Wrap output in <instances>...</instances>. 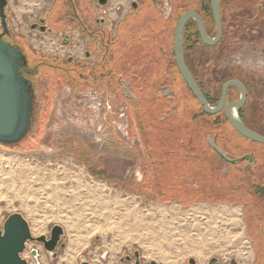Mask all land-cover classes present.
Returning a JSON list of instances; mask_svg holds the SVG:
<instances>
[{
  "label": "rangeland",
  "instance_id": "rangeland-1",
  "mask_svg": "<svg viewBox=\"0 0 264 264\" xmlns=\"http://www.w3.org/2000/svg\"><path fill=\"white\" fill-rule=\"evenodd\" d=\"M26 1L34 4L25 5ZM196 1L187 0L184 5L196 7ZM50 2L45 0V6ZM40 4L42 0H9L7 13L13 27L34 52L45 49L53 57L58 52L67 56L68 49L59 48L56 38L31 30L30 24L43 10ZM173 5L178 7L182 3L176 0ZM157 39L158 34L145 51L151 52V57H142L135 66L126 60L122 63V68L127 69L124 73L127 78L130 70L135 72L134 77L138 76L133 78L134 84L127 86L135 94L145 91L140 94L138 105H134V99L127 93L122 98L120 86L111 78L106 84L98 85L100 92H87L91 88L82 86L84 81L72 79L64 70L50 65L40 66L39 74L36 70L35 85H41L42 95L32 127L18 143L0 142V220L20 212L36 237L50 236L52 226L60 224L65 229V247L59 245L58 257L51 258L42 243L29 241L23 253L28 264H67L69 258L71 264H80L82 257L92 264H118L122 254L133 255L136 249L140 250L143 263L154 260L159 264H186L194 258L203 264L217 258L223 263L235 259L240 264H264L261 255L264 242L257 227V222L261 226L259 218L264 205H259L260 196L251 192L245 198L234 199L231 190L239 182L240 169H233L226 178L218 179V166L211 168L202 161L198 152L206 147L203 144L206 133L198 140L194 134L205 128L199 127L200 123L190 117L192 110L199 107L196 98L187 88L181 89L186 90L187 96L178 93L181 110L175 111L171 122H164L160 116H164L167 111L164 107L169 104L164 105L163 100L154 97L158 83L154 85L151 79L138 83L139 78L152 77L155 71L159 73L156 77L160 81V73L164 79L165 75L173 74L166 72V58ZM246 51L252 54V60L247 58L245 62L251 68L248 70L251 91L245 114L260 129L264 127V65H258L256 61L258 58L264 60V49ZM37 57L32 59L34 69L38 67L37 63L39 65ZM113 62L109 64V70L117 72ZM205 75L203 85L206 89L212 84V71ZM91 86L96 89L94 84ZM212 86L217 88L215 83ZM124 105L125 115L121 117L120 109ZM213 125L207 122L205 127L212 128L225 149L236 156L247 150L264 162L263 146L241 141L233 133V138L224 142L225 130ZM171 130L175 134H171ZM210 137L217 142L215 137ZM239 141L245 143V148H237ZM195 142H201L200 150L194 156L190 153L187 156L186 152ZM169 149L178 150L180 154L170 156ZM165 153L167 163L155 159L158 154L161 157ZM101 202H105L104 212L112 221L108 220V224L102 226L103 230L88 233L89 224L93 222L85 221L86 227L84 220L103 210ZM235 206L241 209V216H228L227 209ZM213 210L217 212L216 216L211 213ZM220 210L224 212L221 214ZM240 217L241 225H234V219ZM74 220L80 229H70ZM76 236H83V241L82 238L77 240ZM70 242L71 249H68ZM34 249L36 256L32 254ZM249 251L247 257L245 252Z\"/></svg>",
  "mask_w": 264,
  "mask_h": 264
},
{
  "label": "flooded vegetation",
  "instance_id": "flooded-vegetation-1",
  "mask_svg": "<svg viewBox=\"0 0 264 264\" xmlns=\"http://www.w3.org/2000/svg\"><path fill=\"white\" fill-rule=\"evenodd\" d=\"M173 1L176 2V0H145L144 4H154L159 12V18L155 21L152 20L149 24V22L145 20V16L142 12L143 5L138 0L133 1L130 13L122 20L118 21L110 18L108 10L110 0H108L106 4H101L100 0H89L91 6H88V12L93 15L92 24L87 25L84 17H78L79 26L69 23L66 25L64 24L62 29L59 30L56 24L59 23L57 10L61 5L60 0H51L45 11L38 15L35 21L30 24V28L33 31L38 30L43 34L53 36L56 38V43L59 45V48H66L69 51L67 56H62L58 52V54L53 57L50 55V52L45 49H38L34 52V49L24 41V38L13 27L11 18L8 16V0L5 8L8 29L7 31L4 30L0 18V35L3 34L2 38L4 40L21 49L26 55V62L24 63V60L22 61L19 70L21 75L28 80L29 87L32 90L33 117L39 106L40 97L42 95L41 85H35L37 79L36 69H34L32 65L34 56H38L37 58H39L38 74L41 73L40 66L42 65L57 67L68 73L72 79L79 78V80L84 81L81 85L91 88L87 90V92L93 90H95V92H100V86L96 85L95 89L91 85L94 83H99V85H103V83L106 84L108 78H111V80H116L122 89H120V96L124 98V95L126 96L127 93L134 99V105H138L139 99L142 97L140 94L145 91L141 90L139 93L135 94L134 90L127 86V84L130 83L134 84L133 78L136 79L138 76L134 77L135 72L130 70L128 71L130 75L127 78L126 75H124L127 69L122 68V63L126 60L130 62V65L135 66L137 60L140 61L142 57L143 59L147 58L149 55L151 57V52L147 53L145 51L150 48V44L158 34L159 40L157 39V41L159 48L163 50V55L166 58V72H172L173 74L169 76L165 75L164 79V76L162 77L160 73V81L156 77L159 73L155 71L152 77L147 75L145 78H139L138 83L149 82L150 80L148 81L147 79H151L150 82H153L154 85L160 83L157 86L154 97L163 100L164 105L167 103L169 104V106L164 107L167 111L160 119L161 121H165L164 119L172 118L175 111L179 112L182 106L178 93H181L182 97H187L185 95L186 90L181 89L187 88L194 96L177 67L174 53L176 26L181 15L187 10H194L199 14L207 35L215 39L214 44H206L202 38L197 21L191 19L187 22L183 32L182 46L185 61L192 75L212 106L219 103L224 84L232 80L240 81L246 88L247 98L244 106H242L238 112L239 114L242 112L244 113V107L250 98L249 95L251 91L249 84V77L251 76L248 71L251 68H249L245 62L247 58L251 59L252 54L246 50L264 49V0H219V22L214 15L212 0H197L196 7L184 5L187 0H179L182 5L176 7L173 5ZM129 15L132 16V19L127 18ZM45 38L46 36L44 39ZM41 41L43 42V40ZM76 49H80L81 52L73 53L72 51H76ZM195 49H197L196 53ZM115 57L117 59L113 62ZM111 62H113V67L117 68V72L109 70V64ZM256 62L258 65H264V60L262 58H258ZM210 70L213 76L212 84L215 83L217 88L215 89L211 84L207 85V88L204 90L205 87L202 88L201 85L204 84V80H206L204 79V77L207 76L205 74ZM149 72L151 73V71ZM45 79L48 81L47 77H45ZM240 95L241 91L237 86H229L226 105L228 102L238 100ZM209 97H216L218 99L216 102L212 103ZM196 100L198 101L199 107L196 110L194 108L192 112L194 111L196 116L201 113H206L200 101L197 98ZM226 105L219 112L209 114L218 116L213 127H221L223 129L233 127L226 117ZM124 108L125 105L120 109L121 117L125 115ZM179 117L181 118V115ZM208 143L210 145L209 139ZM210 147L212 148L211 145ZM224 171L226 172L228 169H224ZM230 208H238L240 212L239 215L241 216V209L239 207L235 206ZM239 220L241 225V217ZM61 243L62 242H60L59 245H61ZM245 253L248 257L250 251ZM122 258H124V264H136L137 261L135 250L133 255L122 254L119 257L118 264L121 263ZM141 264L149 263H143L141 259ZM186 264L199 263L197 260L191 263L189 259ZM207 264H239V262L233 259L229 263H223L219 259L217 261L215 258H212Z\"/></svg>",
  "mask_w": 264,
  "mask_h": 264
},
{
  "label": "water",
  "instance_id": "water-1",
  "mask_svg": "<svg viewBox=\"0 0 264 264\" xmlns=\"http://www.w3.org/2000/svg\"><path fill=\"white\" fill-rule=\"evenodd\" d=\"M108 0H100L101 4H106ZM8 0H0V18L4 30L7 31L5 8ZM212 8L216 20L219 22V0H212ZM191 19L197 21L202 38L206 44L212 45L215 39L209 37L204 29L202 19L194 10L185 11L176 26L174 37V53L177 67L187 82L189 89L194 96L200 101L203 109L208 114H214L223 109L226 105L227 90L231 85L237 86L241 95L236 101L228 102L226 105V117L231 125L242 136L258 143L264 144V135L250 129L241 119L239 109L244 106L247 98L245 86L238 80H232L224 84L222 95L219 103L212 106L192 72L190 71L183 54V32L187 22ZM0 35V142L4 144H14L20 142L29 133L33 123V95L29 87V82L24 78L19 70V66L26 55L21 49L7 42ZM209 142L216 153L230 164H239L245 160L249 161V165L253 164L254 157L251 153H246L240 157L228 155L218 143L211 137ZM50 237L47 235L34 236L32 234L30 224L24 215L20 212L10 214L0 221V264H28L27 259L23 257V253L27 248L29 241H36L43 244L47 253L51 258H57V248L59 243L61 247H65V229L60 224H55L51 228ZM34 256L37 251H32ZM136 264H141L140 250H135ZM217 261L218 259L215 258ZM196 260L190 258L193 263ZM80 264H92L86 257L80 258ZM124 264V258L121 263ZM149 264H159L156 261H151Z\"/></svg>",
  "mask_w": 264,
  "mask_h": 264
},
{
  "label": "trees",
  "instance_id": "trees-1",
  "mask_svg": "<svg viewBox=\"0 0 264 264\" xmlns=\"http://www.w3.org/2000/svg\"><path fill=\"white\" fill-rule=\"evenodd\" d=\"M36 70L38 71L39 69V65L38 63L36 64ZM116 68V67H114ZM117 69V68H116ZM114 71V70H113ZM160 83H158L159 85ZM94 85H99V83H94ZM157 85V86H158ZM202 88L204 87L203 84L201 85ZM205 90V88H204ZM156 92V90L154 91ZM206 93V92H205ZM207 94V93H206ZM186 95V94H185ZM153 99V97H152ZM218 98L216 97H212L210 98L209 97V100L210 102H216ZM245 111H247V104L246 106L244 107V113L242 112L240 115L242 121L250 128L252 129L253 131L257 132V133H260L262 135H264V127H261L259 129V127H257V123H254L255 121L253 120H250V118H248L245 114ZM204 115V117L202 116ZM162 116H160L161 118ZM186 117V115H184V118ZM190 117L192 118V120H197L198 124L200 123V125L205 128V129H200V130H197V134H194V136L197 138H195L196 140L200 139V135H203V133H206L205 137H204V142L203 144H206V147H202V150H200V144L201 142H197L198 144L193 143V145L191 146L192 148L190 149L189 152H186L187 153V156L189 155L188 153H190V155L194 156L196 155V151L198 152L200 150V152H198L200 154V156L202 157V161L204 162V164H208L209 166H211V168H214V166H218L216 167V172H218V179H224L226 178L227 175H229L230 173H232L233 169H240V174H239V182L238 184L234 185L233 189L231 190L232 194H233V197L234 199H238V198H241V197H246L250 194H255L256 196L259 197L260 199V202H259V205L263 204L264 205V162H261V159L259 156H257L256 154L252 153L253 156H254V162L253 164L249 165L248 164V160H245L239 164H230L228 162H226L224 159H222L209 145L208 143V139L209 137L212 135L213 137L216 138L218 144L220 145V147L228 153V155H231L233 157H240L246 153H249L247 150H244L242 153H240V155H234L232 154L230 151H228L227 149H225L223 143L219 140V138L216 136V134L214 133V131H212L211 127L208 129H206L205 125L207 124V122H211L212 124L216 123V119L218 118V116H215V115H209V114H206V113H201L199 115H195L194 111L192 112V114L190 115ZM171 118H168V119H164L165 121L164 122H169L171 121L170 120ZM208 120V121H207ZM199 125V126H200ZM225 132L222 136V138L224 139V142L225 140L229 141L231 140L233 137L231 136V133H233L237 138L241 139V141H249V143H252V144H257V145H261L264 147V144L262 143H258V142H254L244 136H242L237 130H235L233 127H230L229 129H226L224 128ZM219 131V130H218ZM221 131V130H220ZM229 132V133H228ZM171 134H175L174 133V130H171ZM235 140V139H234ZM239 141L237 143V148L238 147H241V148H245V143L244 142H241ZM206 142V143H205ZM185 143V140L181 143L182 145ZM197 148V150H196ZM150 152V151H149ZM159 152V151H158ZM177 152V153H176ZM179 151L178 150H175L174 149H169L168 151V155L170 156H174V155H179L180 153H178ZM160 154V153H159ZM158 154V155H159ZM153 155V154H152ZM151 155V156H152ZM155 156V159L160 161V163L164 162V163H167L166 160H164L166 157H168L167 153H165L164 155H161V157L159 156ZM168 159V158H167ZM154 162V161H153ZM163 164V163H162ZM224 169H228V171H224ZM188 171V170H187ZM192 171V170H190ZM238 171V170H237ZM196 172V171H195ZM198 173V172H196ZM194 178H197L196 176L192 175ZM161 185V183H160ZM181 187V186H180ZM241 190H243L242 193H237V192H240ZM204 190H202L203 192ZM164 192V191H163ZM214 192V191H213ZM249 192H251L250 194H248ZM191 194H194V193H191ZM160 196L162 194H159ZM195 195V194H194ZM197 195H200V193H198ZM216 196V194H215ZM239 196V197H237ZM210 199L212 197H209ZM220 199V198H219ZM246 205V203H245ZM263 218V219H262ZM261 219V226H260V223L257 222V227L259 228L260 230V234L262 235L263 237V240H264V212H262V214L260 215V218ZM262 240V242H264ZM257 253L258 250H257Z\"/></svg>",
  "mask_w": 264,
  "mask_h": 264
},
{
  "label": "crops",
  "instance_id": "crops-1",
  "mask_svg": "<svg viewBox=\"0 0 264 264\" xmlns=\"http://www.w3.org/2000/svg\"><path fill=\"white\" fill-rule=\"evenodd\" d=\"M134 0H110L109 5H108V10L110 13V18L116 19L118 20H122L125 16H127L130 13V10L132 8V4H133ZM142 3L143 7H142V12L143 15L145 16V20H147L150 24V22L152 20H156L159 15L158 9L156 8V6L152 3L149 4H144L145 0H138ZM41 2V1H39ZM31 5L34 4L31 2L26 1L25 5ZM50 4V3H49ZM47 4V5H49ZM60 6L58 11V17H59V23L56 24V27L60 30L62 29V27L64 26V24H73V25H77L79 26V22H78V17H84L86 24L87 25H91L92 21H93V15L88 12V6H91V3L89 2V0H72V1H67V0H60ZM38 5V4H37ZM41 5V9H43L41 11L40 14L43 13V11H45L46 7L45 6V0H42V4ZM141 5V6H142ZM38 7V6H37ZM40 7V6H39ZM156 12V13H154ZM39 14V15H40ZM83 18V19H84ZM128 19H132V16H128ZM261 242V240H260ZM260 254L257 253V255ZM263 258H264V252H262ZM260 256V255H258ZM256 258L258 259V257L256 256ZM203 264H207V263H203ZM240 264V263H239ZM263 264V263H261Z\"/></svg>",
  "mask_w": 264,
  "mask_h": 264
},
{
  "label": "bare ground",
  "instance_id": "bare-ground-1",
  "mask_svg": "<svg viewBox=\"0 0 264 264\" xmlns=\"http://www.w3.org/2000/svg\"><path fill=\"white\" fill-rule=\"evenodd\" d=\"M79 176V175H78ZM84 176V175H83ZM78 178V180H79V177H77ZM82 179H84L83 177H82ZM81 181V180H80ZM79 182V181H78ZM85 182V181H84ZM98 185V184H97ZM100 186V185H99ZM102 187V186H101ZM100 187V188H101ZM103 188H105V187H103ZM57 189H60V188H57ZM94 189V188H93ZM67 190V189H66ZM96 190V189H95ZM101 190H103V189H101ZM64 191H65V189H64ZM101 192V191H100ZM96 193V192H95ZM102 194V193H101ZM100 194V195H101ZM105 194V193H104ZM99 195V194H98ZM106 195V194H105ZM107 196H108V194H107ZM101 198V197H100ZM108 199V198H107ZM113 199H114V197H113ZM109 200V199H108ZM111 200H112V198H111ZM110 200V201H111ZM109 202V201H108ZM115 202V201H114ZM99 203V202H98ZM98 203H97V205H98ZM118 204H119V202H117ZM115 204V203H114ZM114 204H113V206H114ZM100 208H103V210L102 211H100L99 213H97L95 216H94V213L92 214L94 217L93 218H91V219H88V220H84V222L86 221L87 223L89 222V221H91V222H93L91 225L89 224V227L87 226L88 224L86 223L85 224V226L86 227H88V233L90 232L91 234H92V232H94V231H97V230H103L102 229V226H103V228H104V225L108 222V220L110 219V215H108V214H106L105 212H104V208L106 209V207H105V202L103 203V202H101L100 203ZM133 209H132V211L134 212V207H132ZM115 209V208H114ZM118 209V208H117ZM158 209V208H157ZM163 209H164V207H163ZM96 210V209H95ZM100 210V209H99ZM131 210V209H130ZM159 210V209H158ZM157 210V211H158ZM166 210V209H165ZM228 211V216H237V215H239V209L238 208H231V209H227ZM115 211H116V209H115ZM128 211V210H127ZM199 211H200V209H199ZM205 211V210H204ZM98 212V211H97ZM107 212H108V209H107ZM110 212H111V210H110ZM159 212V211H158ZM162 212V211H161ZM190 212V211H189ZM220 212H221V214H222V212H224V210H220ZM96 213V212H95ZM213 215L214 214H217V212H215V210H213L212 212H211ZM150 214H151V212H150ZM130 215V214H129ZM128 215V216H129ZM137 215H138V212H137ZM136 215V216H137ZM131 216V215H130ZM135 216V217H136ZM140 216H141V214H140ZM162 216V215H161ZM172 216V215H171ZM214 216H216V215H214ZM137 217H139V216H137ZM171 218V217H170ZM71 218H69V219H67V220H70ZM154 219V218H153ZM62 220V219H61ZM137 220V219H136ZM142 220V219H141ZM165 220V219H164ZM72 221H73V219H72ZM112 221V220H111ZM110 220H109V222H111ZM138 221H140L139 219H138ZM150 221V220H149ZM163 221V220H162ZM144 222V221H143ZM146 222V221H145ZM155 222H157V220H155ZM166 222V221H165ZM68 223H72V222H68ZM141 223V222H140ZM108 224V223H107ZM112 224V223H111ZM110 224V225H111ZM79 225V224H78ZM234 225H240V221H239V219L237 220V219H234ZM84 226V224H83V227H85ZM107 226V225H106ZM105 226V227H106ZM69 227H70V229L72 228V229H76L77 227H78V229H80L79 228V226H76V224H75V220H74V222H73V224H70L69 225ZM81 227V226H80ZM110 227V226H109ZM237 227V226H236ZM83 229V228H82ZM77 230V229H76ZM85 231V230H84ZM215 231V230H214ZM81 232V231H80ZM72 233H74V232H72ZM75 233H77V231L75 232ZM85 233V232H84ZM79 234V233H78ZM241 235V234H240ZM73 236H75V235H73ZM78 236V235H77ZM77 236L75 237V238H77ZM83 236H80V237H78V238H82ZM86 236H84V238H85ZM240 237V236H239ZM74 238V237H73ZM74 238V239H75ZM78 238H77V240H78ZM72 239H70V241H71ZM76 240V239H75ZM74 240V241H75ZM76 240V241H77ZM86 240H87V238H86ZM214 240V239H213ZM82 241H83V238H82ZM237 241V240H236ZM235 241V242H236ZM78 242H80V241H77V243ZM85 242V241H84ZM188 242V241H187ZM223 242V241H222ZM232 242V241H231ZM234 242V243H235ZM209 243V242H208ZM76 244V243H75ZM82 244H83V242H82ZM224 244V243H223ZM77 245V244H76ZM75 245V246H76ZM79 245V244H78ZM73 246V245H72ZM71 247V242H70V246L68 247V249H71L70 248ZM75 248V247H74ZM78 249V248H77ZM76 250V249H75ZM70 254V253H69ZM72 255V254H71ZM71 255H69V256H71ZM73 257V256H72ZM61 258V257H60ZM68 259V258H67ZM70 259V260H69ZM68 259V261H67V264H71L72 263V261H71V258H69ZM99 262V261H98Z\"/></svg>",
  "mask_w": 264,
  "mask_h": 264
}]
</instances>
